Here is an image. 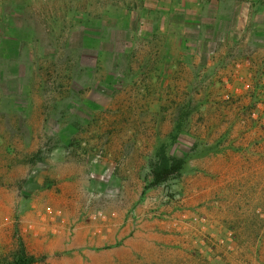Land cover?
Segmentation results:
<instances>
[{
    "label": "rangeland",
    "instance_id": "1",
    "mask_svg": "<svg viewBox=\"0 0 264 264\" xmlns=\"http://www.w3.org/2000/svg\"><path fill=\"white\" fill-rule=\"evenodd\" d=\"M137 1L0 0V264H264V173L236 206L215 154L228 138L208 107L231 101L178 92L154 120L131 84L89 120L76 107L80 33ZM249 146L264 167V140ZM163 158L185 162L154 184Z\"/></svg>",
    "mask_w": 264,
    "mask_h": 264
},
{
    "label": "crops",
    "instance_id": "2",
    "mask_svg": "<svg viewBox=\"0 0 264 264\" xmlns=\"http://www.w3.org/2000/svg\"><path fill=\"white\" fill-rule=\"evenodd\" d=\"M74 47L86 74L85 80L72 79L81 95L76 107L86 120L97 109L115 107V94L126 92L131 84L149 94L154 120L162 103L171 108L168 97L174 93L241 96L228 107L217 100L212 104L198 100L197 108L210 104V110L218 111L206 115L228 138L226 144L222 137L215 154L232 158L230 203H247L258 180L254 174L259 170L263 174L264 167L254 163L252 155L259 152L249 145L256 139L241 122L250 98L240 76L254 80L264 66V0H138L87 24ZM184 101L189 104L188 98ZM137 103L126 100L124 107H147L145 101ZM223 173L220 186L225 183ZM104 233L113 234L109 224Z\"/></svg>",
    "mask_w": 264,
    "mask_h": 264
},
{
    "label": "built area",
    "instance_id": "3",
    "mask_svg": "<svg viewBox=\"0 0 264 264\" xmlns=\"http://www.w3.org/2000/svg\"><path fill=\"white\" fill-rule=\"evenodd\" d=\"M240 78L250 98L242 111L241 122L246 126L245 132L253 133L257 141L264 140V66L256 71L254 80L250 79L248 82L245 78L241 76ZM223 97L232 103L241 99V96H237L234 92H226Z\"/></svg>",
    "mask_w": 264,
    "mask_h": 264
},
{
    "label": "trees",
    "instance_id": "4",
    "mask_svg": "<svg viewBox=\"0 0 264 264\" xmlns=\"http://www.w3.org/2000/svg\"><path fill=\"white\" fill-rule=\"evenodd\" d=\"M184 159H161L153 166L154 184H160L178 172L184 165ZM25 253V250H23ZM24 258V256L22 257ZM32 260H25V264H30Z\"/></svg>",
    "mask_w": 264,
    "mask_h": 264
}]
</instances>
